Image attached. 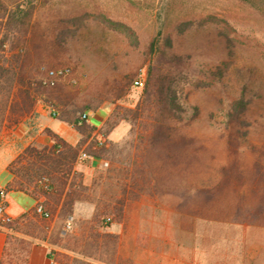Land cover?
Listing matches in <instances>:
<instances>
[{"label": "rangeland", "instance_id": "rangeland-1", "mask_svg": "<svg viewBox=\"0 0 264 264\" xmlns=\"http://www.w3.org/2000/svg\"><path fill=\"white\" fill-rule=\"evenodd\" d=\"M28 1L35 6L32 19L37 22V26L62 28L67 25L72 29L68 22L71 21L77 27L78 46L83 47L85 42L90 41L98 51L102 65L84 60L76 62L66 56L75 48V45L67 42L69 51L62 52L64 56L58 57L59 60L53 61L52 65L69 68V72L59 80L64 89L58 96L70 94L73 96L71 100L78 103L92 102L94 98L95 101L99 100L97 110L87 112L93 125H99L104 117L114 111L116 116L121 115L125 112L124 108L134 109L141 102L148 66L153 64L168 74L176 100L188 114L193 106L198 110L197 117L189 127L191 132L205 137L206 152L201 165L196 164L197 170L207 176L212 175L218 164L226 159L216 128L224 125V113L229 101L243 85L253 94L248 121L252 123L251 126H255V130L249 135V141L257 146L264 142V129H261L264 126V0ZM107 20L119 22L120 25L107 23L99 31L102 26L100 23ZM109 26L127 30V34L132 37ZM167 35L173 42V52L180 54L178 61L170 60L166 53L165 58L161 57L159 50ZM152 39L156 49L148 54V43ZM132 70L135 71L132 81L141 74L143 86L134 87L131 81L124 93L115 97L112 88L117 84L113 80L123 82L125 75ZM37 105L46 109L48 117L55 118L49 113V106L40 99L36 100L34 107ZM37 114L33 111L23 119V125L27 126L22 128V132L27 130V133H34L32 123ZM132 118L131 112H127L126 118L118 121L112 139L107 136L116 126L107 135L102 128H98L105 136V143L101 147L106 151L101 158L93 157V162L79 160V152L83 150L80 149L69 170L63 174H52L55 180L46 172L35 177L34 183L37 185L41 176L48 178L51 184L48 192L61 186V179L64 181L63 188L73 183L76 190L73 195L81 197L74 201L72 215L62 226L63 233L85 237L90 232L120 229V232H116L118 243L115 253L111 249L97 252L101 253L103 259L81 256L65 249L62 252L81 257L87 264H264L263 229L246 224H213L192 218L178 212L176 205L179 197L174 193L140 192L138 196L125 201L126 213L124 216L123 210L119 219L113 212H105L104 206L108 203L107 206L111 208L114 199L120 194L122 184L127 188L133 186V178H137L136 168L148 147L149 117L144 113L135 122ZM14 131L13 125L6 122L0 138V152H6V141L17 136ZM94 131L91 134L93 144ZM46 137L40 136L34 145L38 148L49 146L51 143L46 141ZM150 156L153 158L152 154ZM239 156L243 168L247 169L251 167L256 153L242 146ZM262 158L264 161V156ZM192 170L191 163L184 166L178 178L177 169L171 162L163 169L154 167V161L152 165L154 174H167L161 185L167 189L172 186L179 189L189 187ZM138 180L137 184L141 186L142 182ZM32 187L36 188L34 184H31ZM241 188H248L247 179ZM38 193L43 205L54 208L50 218L44 222L50 228L56 225V196L40 190ZM127 196L131 197L130 194ZM77 201L90 202L92 212L81 207L75 213ZM138 202H142L140 208ZM146 204L161 208V221L164 218L167 221H145L143 216L148 213ZM95 207H98L99 212L96 216ZM167 209L171 211L166 213ZM132 211H139L141 219L137 221L135 217L132 220ZM164 214L168 217H164ZM68 220L70 227L66 228ZM65 263L73 264L65 260L56 264Z\"/></svg>", "mask_w": 264, "mask_h": 264}, {"label": "trees", "instance_id": "trees-1", "mask_svg": "<svg viewBox=\"0 0 264 264\" xmlns=\"http://www.w3.org/2000/svg\"><path fill=\"white\" fill-rule=\"evenodd\" d=\"M34 9L33 2L28 0H0V133L6 122L16 125L25 116L31 114L36 100L40 99L43 104L56 111L54 116L56 119L71 124L80 137L78 142L72 145L49 128H45L43 133L51 140L49 146L38 148L30 143L8 164L7 168L12 174V179L4 188L5 191L15 189L30 194L33 198L38 197L39 190L48 194L53 193L56 196L58 208L56 225L54 224L51 228L44 223V218L36 214L35 206L23 212L18 218H12L3 223L6 237L0 264H27L28 254L35 240L48 241L81 256L103 259L101 253L97 252L111 249L115 253L118 243L116 233L105 230L90 232L85 237L68 232L63 233L62 226L68 216L72 215L74 201L81 199L73 195L76 191L72 186L73 183L63 188L64 181L61 179L62 185L52 192L45 191L36 182L34 183L35 177L44 172L55 180L53 173L63 174L64 171L69 170L80 149L92 157L101 158L104 155L105 148L93 147L91 134L95 126L82 118L83 113L97 110L99 100L95 101L94 98L92 102L78 103L71 100L73 96L71 97L70 94L58 96L64 89L59 83L63 76L53 85L42 82L46 69L60 67H53V61L63 57L62 52L69 51L67 42L75 45L74 51L66 55L74 61L84 60L98 66L103 62L92 42H85L83 47L78 46L77 27L73 25V22L68 21L72 29L67 25L62 28L51 27L52 29L45 26L39 27L32 19ZM107 21L100 23L102 26L99 27V31L105 28L107 23L120 25L113 20ZM111 27L109 26L110 29L132 37L129 33L127 34V30ZM163 40V47L159 50L161 57L165 58L166 53L170 60L178 61L180 54L173 52L170 36L167 35ZM155 45L153 39L149 41L148 54L155 51ZM112 67L115 69L114 64ZM162 71L159 66L150 64L141 102L134 109L124 108L125 112L121 115L116 116L114 111L99 127L107 135L120 119L126 118L127 112H131L133 122L144 113L150 119V129L147 134L148 147L143 153L139 167L136 168L137 178H133L132 187L127 188L123 184L120 186L119 196L114 199L111 208L107 206L108 203L104 206L105 212H113L119 219L123 214L125 201L138 196L140 192L149 194L168 192L178 195L179 201L176 205L178 212L186 213L192 218L213 224H246L249 227L264 230V161L262 158L264 142L257 146L249 141V135L255 130V126H251L252 123L248 121L251 115L249 105L253 99L252 92L243 85L229 101L224 113L225 123L222 127L216 128L217 136L222 140V146L226 152V159L218 164L214 174L207 176L196 168V164L201 165L202 156L206 152L203 141L205 137L191 132L189 128L190 123L197 117L198 110L196 106H193L188 114L183 105L176 100L172 80L166 72ZM134 74L135 71L132 70L120 83L113 80L117 84L112 88L115 97H120L124 93L125 87L130 84ZM261 129H264V126ZM242 146L256 153L251 167L247 169L243 168L239 156ZM153 161L154 167L162 169L171 162L177 169L178 178L181 176L183 167L191 163L193 170L190 186L180 189L173 186L169 189L162 188L161 185L167 174H154ZM138 178L142 182L141 186L137 184ZM246 179L248 188L244 190L241 187ZM31 184H34L36 188H30ZM43 206L50 214L52 213L53 207L49 209ZM97 213H99L98 207H95L94 216ZM52 255L55 256L52 258ZM47 256L51 258L52 264L63 260L73 264H87L81 257L53 249L48 251Z\"/></svg>", "mask_w": 264, "mask_h": 264}, {"label": "crops", "instance_id": "crops-1", "mask_svg": "<svg viewBox=\"0 0 264 264\" xmlns=\"http://www.w3.org/2000/svg\"><path fill=\"white\" fill-rule=\"evenodd\" d=\"M34 111H36L38 116L32 123V127H34L35 131L34 133H27V130H24L22 132V128H25L27 125H23V119L27 116H25L18 124L13 125L14 132L17 133V136H12L11 139L6 141V152H0V187L6 188L7 183L12 179V174L8 171V164L16 157V155L28 144L30 143H36L38 141V138L41 136L43 138V130L45 128H49L51 131L58 134L62 139L67 141L68 143L75 145L80 137V134L72 127L71 124L58 120L56 118L48 117L47 111L42 105H37L34 107ZM105 118V117H104ZM99 125H93L89 119H87V122L91 125L95 126V130L98 129L103 121ZM26 119V118H25ZM23 125V126H21ZM28 129V128H27ZM117 131V126L108 134L107 138L112 139V135ZM3 130L0 133V138L2 137ZM19 137V138H17ZM48 143H51V140H49L48 136L46 137ZM45 139V138H44ZM8 151V153H7ZM88 162L95 161V158L90 157L88 159H85ZM84 160V161H85ZM6 212L12 217V218H18L23 212L28 211L30 208L35 206V204L38 201H42L41 198H33L30 194L24 193L23 191L15 190V189H6ZM142 202H138L137 206L140 208ZM148 207V213H146L143 217L144 220L147 222H166L167 219L164 218L163 221H161V214H159L161 208L152 205V204H146ZM84 207L92 212V204L90 202L86 201H77L75 202V213H78L79 208ZM159 209V210H158ZM124 210V209H123ZM171 211L170 209L166 210V213H169ZM136 212V211H135ZM132 211L131 216L132 220L136 217L137 221L140 220L141 215L135 213ZM125 210H124V216H125ZM158 213V215H157ZM161 213V212H160ZM91 214V213H90ZM127 215V214H126ZM137 215V216H136ZM164 217H168L167 214H164ZM51 228V227H50ZM112 232H120V229H114L111 230ZM6 237V229L0 228V256L2 253V248L4 245V240ZM50 249L56 250V251H63L62 248L53 245L52 243H49L48 241H39L35 240L30 248V252L28 254V261L27 264H52L51 258L47 256L48 251Z\"/></svg>", "mask_w": 264, "mask_h": 264}, {"label": "built area", "instance_id": "built-area-1", "mask_svg": "<svg viewBox=\"0 0 264 264\" xmlns=\"http://www.w3.org/2000/svg\"><path fill=\"white\" fill-rule=\"evenodd\" d=\"M69 72V68L68 67H56V68H48L46 69V74L42 77V82L44 83H48L50 85H53L54 82L66 75ZM144 83V78L140 75H138L133 81H132V85L134 87L137 88H141L143 86ZM49 113L52 116L56 115V111L51 108L48 107ZM82 118L85 119L87 121L88 117H87V113H83L82 114ZM94 135V145L93 147H97V146H102L105 143V136L98 130L96 129L93 133ZM92 156H90L89 154H87L84 150H81L79 152L78 155V159L79 160H85L88 159ZM37 182L39 183V185L41 186V188L45 191H49L50 190V183L49 180L46 176H41ZM5 195H6V191L4 190V188L0 187V228H4L2 226L3 223L9 221L12 219V217L6 212V200H5ZM35 212L36 214L44 219H49L50 218V213L44 208L43 204L41 201H38L35 204ZM66 228L70 227V220H68L66 222L65 225ZM5 229V228H4Z\"/></svg>", "mask_w": 264, "mask_h": 264}]
</instances>
